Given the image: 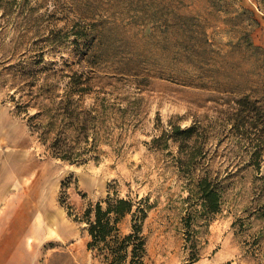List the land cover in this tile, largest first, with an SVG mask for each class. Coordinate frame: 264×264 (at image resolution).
Wrapping results in <instances>:
<instances>
[{
	"label": "rangeland",
	"instance_id": "1",
	"mask_svg": "<svg viewBox=\"0 0 264 264\" xmlns=\"http://www.w3.org/2000/svg\"><path fill=\"white\" fill-rule=\"evenodd\" d=\"M64 1L53 16L49 0L36 14L44 15L39 25L18 23L17 14L5 19L0 9V106L26 127L25 171L35 176L49 165L50 209L32 213L39 229L26 244H0V264H109L88 248L84 218L98 202L106 208L109 196L141 210V264H264V152L257 166L255 134H241L229 121L243 95L264 105V12L256 0H75L84 4L76 11L81 17L69 7L64 16ZM73 22L90 31L91 42L80 51L75 29L67 31ZM56 36L64 44L45 41ZM10 66L52 68L62 85L70 70L93 77L100 96L118 109L111 141L80 163L53 158L15 110L16 83L8 71L1 76ZM96 96L84 106L92 107ZM191 126L183 145L175 128ZM204 177L218 185L217 213L203 207L198 183ZM132 226L128 215L121 237Z\"/></svg>",
	"mask_w": 264,
	"mask_h": 264
},
{
	"label": "trees",
	"instance_id": "2",
	"mask_svg": "<svg viewBox=\"0 0 264 264\" xmlns=\"http://www.w3.org/2000/svg\"><path fill=\"white\" fill-rule=\"evenodd\" d=\"M37 1L40 2H36L35 7L32 6V0H0V9L5 19L17 14L18 23L23 22L28 26L39 25L44 15L36 17V14L40 9L48 6L49 0ZM258 2L259 9L264 12V0H258ZM60 4V0H54L55 6L51 15L56 16L60 12L58 9ZM83 5L82 2L78 3L75 0H65L61 6L63 7L61 12L66 16L70 8L72 9L70 11L79 13L76 11L83 8ZM246 11L251 15L252 22L258 23L254 14ZM77 15L81 17L82 14ZM61 19L56 18L55 21H62ZM76 25L77 23L73 22L67 31L75 29L76 39L73 44L75 51H80L82 46L90 44L91 37L90 33H87L90 32L89 30ZM39 28L40 26H37L36 29ZM65 29H56L53 32H65ZM45 41L52 46L64 44V40L57 36L47 38ZM42 62L43 58H40L36 65L41 66ZM14 68V66L5 68L1 76L5 77L8 71L7 75L13 76L16 83L14 89L17 94H20L19 100H16L15 94L10 96L15 103V110L18 115H24L31 133L38 134L40 142L46 146L53 158L70 164L80 163L97 152L100 144L111 141L114 130L118 127V109L109 103L106 96H100L103 91L95 89L93 77L84 71L70 70V73L66 74L70 80L62 85L61 81L57 80L60 78L57 77L60 71H51L52 68L49 70L43 67L36 70L28 66H20L16 71ZM45 71L49 73L39 84V79L41 76L43 79L42 74ZM94 93L97 94L94 105L86 108L84 106L86 98ZM31 109H36L37 112L30 115ZM122 111L126 112V109ZM229 121L235 131L241 134L248 132L255 134L256 146L253 161H256L255 164L259 166L260 164L257 163L264 152V105L249 95H243L235 100ZM194 131V126L184 130L178 127L175 128L174 133L177 136L174 137L183 145H187ZM93 157L99 161V156ZM198 190L203 199L204 209L210 213L219 212L218 185L208 177H204L198 183ZM105 203L106 208L98 202L85 211L84 218L90 237L88 248L96 250L109 264H125L129 256L132 258L130 264H141L138 258L145 245L140 236L141 226L137 224L138 213L141 210L135 211L133 202L126 199H113L109 196ZM128 215L132 216V232L121 237L119 225ZM130 247L131 251H129Z\"/></svg>",
	"mask_w": 264,
	"mask_h": 264
},
{
	"label": "crops",
	"instance_id": "3",
	"mask_svg": "<svg viewBox=\"0 0 264 264\" xmlns=\"http://www.w3.org/2000/svg\"><path fill=\"white\" fill-rule=\"evenodd\" d=\"M256 4L259 5L258 0ZM26 134L23 122L9 109L0 106V244L9 239L16 244H26L39 229L33 224L32 213L48 214L50 211L46 207L45 195L49 165L35 176L33 172L25 171L23 150ZM25 181L31 184L25 187ZM9 229H16L17 234L8 236Z\"/></svg>",
	"mask_w": 264,
	"mask_h": 264
}]
</instances>
